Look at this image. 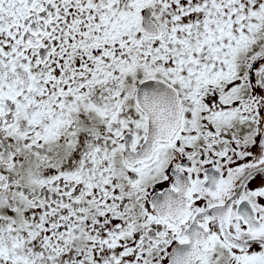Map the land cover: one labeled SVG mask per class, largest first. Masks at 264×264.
Instances as JSON below:
<instances>
[{
    "label": "snow or ice",
    "instance_id": "1",
    "mask_svg": "<svg viewBox=\"0 0 264 264\" xmlns=\"http://www.w3.org/2000/svg\"><path fill=\"white\" fill-rule=\"evenodd\" d=\"M0 264H264V0H0Z\"/></svg>",
    "mask_w": 264,
    "mask_h": 264
}]
</instances>
